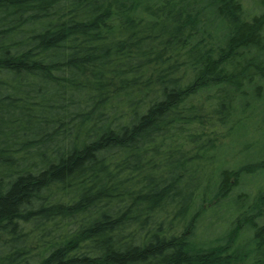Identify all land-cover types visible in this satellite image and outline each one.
<instances>
[{"label": "trees", "instance_id": "trees-1", "mask_svg": "<svg viewBox=\"0 0 264 264\" xmlns=\"http://www.w3.org/2000/svg\"><path fill=\"white\" fill-rule=\"evenodd\" d=\"M246 1L0 0V264H264Z\"/></svg>", "mask_w": 264, "mask_h": 264}, {"label": "rangeland", "instance_id": "rangeland-1", "mask_svg": "<svg viewBox=\"0 0 264 264\" xmlns=\"http://www.w3.org/2000/svg\"><path fill=\"white\" fill-rule=\"evenodd\" d=\"M258 0H247L246 1V5L250 8V9H252V7L254 6L255 7V4H256V2H257ZM262 184L263 183H261V181L260 182H258V186L260 187V186H262ZM228 205L229 204H225V205H223L221 208H220V210L219 211H217L218 213H215V215H213L214 214V212L210 215V217H209V221H213L214 220V216H218V217H223L225 214H224V211L226 210V208L228 207ZM208 224H206V226H207ZM210 231H212V230H210V228H207L206 229V232H210Z\"/></svg>", "mask_w": 264, "mask_h": 264}]
</instances>
